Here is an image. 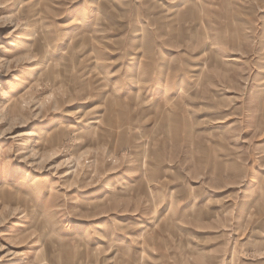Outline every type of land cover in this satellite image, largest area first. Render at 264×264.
<instances>
[{
  "label": "rangeland",
  "instance_id": "rangeland-1",
  "mask_svg": "<svg viewBox=\"0 0 264 264\" xmlns=\"http://www.w3.org/2000/svg\"><path fill=\"white\" fill-rule=\"evenodd\" d=\"M0 264H264V0H0Z\"/></svg>",
  "mask_w": 264,
  "mask_h": 264
},
{
  "label": "bare ground",
  "instance_id": "bare-ground-1",
  "mask_svg": "<svg viewBox=\"0 0 264 264\" xmlns=\"http://www.w3.org/2000/svg\"><path fill=\"white\" fill-rule=\"evenodd\" d=\"M40 136L41 138L43 139V141L47 144H50L49 147H52L55 146L58 141L60 140V136L59 134H53V135H50L48 137H45L49 134V131L45 130V129H41L40 131Z\"/></svg>",
  "mask_w": 264,
  "mask_h": 264
}]
</instances>
